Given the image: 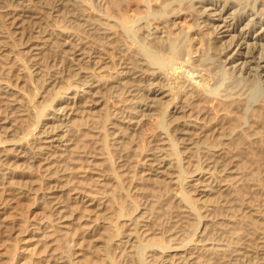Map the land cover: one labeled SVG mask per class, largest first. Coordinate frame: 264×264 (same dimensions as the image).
<instances>
[{
  "label": "bare ground",
  "instance_id": "1",
  "mask_svg": "<svg viewBox=\"0 0 264 264\" xmlns=\"http://www.w3.org/2000/svg\"><path fill=\"white\" fill-rule=\"evenodd\" d=\"M39 1L0 0V21L6 28L0 30V54L11 53L3 40L17 42L20 51L11 56L12 62L25 86L33 91L21 105L19 98H25L21 88L0 80V193L9 188L20 198L44 201L46 214L33 227L40 231L34 232L36 240L50 245L54 264H78L77 254L64 248L67 229L77 222H85L77 228L88 246L97 240L90 234L93 229L104 243L115 237L112 251L116 262L106 258V248L104 264H264V216L234 214L246 206L238 197L242 184L247 183L255 200L264 203L262 164L246 174L231 155L257 144L258 133L246 135L228 125L233 120L249 121L254 124L251 131L257 127L264 132V80L258 71L247 69L245 62L238 65L233 59L244 45V54L253 50L257 55L252 57L254 61L264 60V42H260L264 40V16L257 23L247 15L226 25L233 34L224 44L215 37L221 28L208 23L211 12L206 11L215 12L219 7L220 13L227 11L225 0L223 4L217 0H70L86 8L79 12H71V4L59 2L68 17L79 22L80 34L46 24L34 6ZM250 11L264 15V0H254ZM181 18H188L193 28H175ZM244 20V31L239 30ZM173 27L175 31H171ZM256 27L261 38L248 43L242 35ZM102 49H107L106 53ZM50 54H59L67 64L52 76L42 65ZM111 54L120 59L106 70ZM232 79L248 85L228 89L227 83L222 87ZM61 81L66 82L63 87L58 85ZM37 83L42 84V90ZM197 100L203 106L209 101L216 108L199 117L188 115ZM111 101L119 104L120 116L107 118L103 108ZM255 102L259 104L252 107ZM78 114L84 120L96 116L108 120L107 130L98 136L103 147L110 146L119 155L125 147L110 129L129 133L138 127L151 130L135 142L132 155L133 164L148 166L147 175L154 178L147 182L132 176L130 194L116 190L114 196L119 200L108 197L101 182L115 181L120 175L115 169H99L98 162L82 159L84 153L73 139L99 131L73 124L71 116ZM175 114L183 121L179 123ZM29 119L32 122L25 125ZM178 124H188L196 132L185 135L178 131ZM147 139L155 140L156 147H147ZM183 162L193 167L189 177L197 179L190 177L180 184L188 174ZM199 162H206L204 168ZM77 164L86 165L97 177L95 193L69 188L68 178ZM115 164L124 167L122 162ZM27 173L34 179L28 181L31 187L23 188L20 182ZM168 183L177 190L163 202ZM137 190L149 197V204L137 206ZM74 200L82 205L78 216L69 212ZM105 201L106 211L110 204L117 215L116 234L109 225L110 217L93 213L104 209ZM155 209L165 219L156 222L161 234L153 238L146 224Z\"/></svg>",
  "mask_w": 264,
  "mask_h": 264
},
{
  "label": "rangeland",
  "instance_id": "2",
  "mask_svg": "<svg viewBox=\"0 0 264 264\" xmlns=\"http://www.w3.org/2000/svg\"><path fill=\"white\" fill-rule=\"evenodd\" d=\"M20 2H30L33 3L36 0H19ZM66 2L68 4H71V8L74 9L71 12H79L80 10H86L84 6H82L79 3L72 2L70 0H40L37 4H34L36 6V12L41 15L42 19L46 22L48 25H58L61 28H65L68 32H73L80 34L81 28L79 26V22L76 21V19L68 17L69 14L66 13L64 7L59 4V2ZM216 1V0H215ZM214 1V2H215ZM220 1L221 4H223L224 0H217ZM227 1V11H223L220 13L221 7L218 8L217 11L212 12V9H208L206 13H210V18H208V23H213L215 25H218L221 29L219 30L220 34H217L215 37L218 39L219 43L227 44L230 40L229 34H233L230 32L228 27H225L226 25L234 23V21H239L241 18H246L253 20L255 23L259 21L264 15H260L259 13H255L258 9L255 11H250L252 8V4L254 0H225ZM245 1V3H244ZM259 1V0H258ZM196 1L195 3H197ZM246 2L250 3V5L245 6ZM199 3V2H198ZM197 3V4H198ZM233 7L230 8V5ZM235 6V7H234ZM199 8V6H197ZM243 13V14H242ZM255 13V14H254ZM246 14V15H245ZM55 15V17H54ZM242 16V17H240ZM3 21H0V30H6L5 26L2 25ZM245 20L239 25V30H243L242 26L244 25ZM191 21L188 20V18H181L177 21V25L175 28H181L183 30H191L193 27L191 25ZM241 27V28H240ZM229 30V32H227ZM171 31H175L174 27L171 28ZM244 31V30H243ZM262 32V31H261ZM259 31V27L255 28V31H251L249 35H245V33L242 35L245 40L248 41V43H252V41H258L259 38H261ZM14 42V43H13ZM264 42V40L260 41ZM17 42L15 41H6L3 40L2 44H5L11 49V53L8 51L2 52L0 54V80L4 81L8 84H12L17 88H21V92L24 94L25 98H19L21 105H24L26 102V98L33 95V91L30 90L28 87L25 86V83L23 80H21V76L18 73V70L15 66V64L12 62L11 56L20 51L17 46H15ZM258 44V43H257ZM107 49H102L103 53H106ZM241 54H236L233 59L237 60L235 64L240 65L241 62H245L247 65L246 68H250L252 72L255 70L259 72V75L264 80V60L257 61L252 58L256 54H254L253 50H251V53L244 54L246 51L245 46H241L240 48ZM101 52V53H102ZM264 54V51L262 52ZM15 55V54H14ZM257 56V55H256ZM241 57V59L239 58ZM108 63L104 65V68L109 69V67H112V64L117 63L120 59V57L117 54H111L108 57ZM246 58V59H244ZM239 59V60H238ZM245 61H244V60ZM243 60V61H242ZM247 61V62H246ZM258 62V63H257ZM258 64V65H257ZM44 66V70L49 75L55 74L56 71H58L59 68L62 66H67L66 61L63 57L59 56V54H50L47 56V58L42 63ZM254 66V67H253ZM256 67V68H255ZM216 76V75H215ZM216 78V77H215ZM219 80L220 78L217 77ZM58 80V79H57ZM56 80V81H57ZM67 82V80H66ZM64 81H61L58 83L59 86L63 87L65 85ZM229 84L231 87L245 88L246 85H248V82L241 83L240 81H235L234 79L224 81L222 83V87L225 84ZM37 86L41 87V90L43 89V86L41 83H37ZM233 88V89H234ZM248 88V87H247ZM232 89V90H233ZM259 97H261L260 94H258ZM235 97V95L233 96ZM185 100V99H184ZM195 106V109L193 111H189L192 116L199 117L200 113L208 112L210 113L211 110L215 109L216 106H214L212 103L208 101L205 106L201 105V103L197 101H193ZM167 103V102H165ZM259 104L258 102H255L252 107ZM201 106V108H200ZM200 108V109H199ZM107 114V118H112L111 114L120 116V106L118 103H115L113 101L107 102L105 107L103 108ZM243 112V110H241ZM187 114V113H186ZM241 114V113H240ZM180 114H175L174 117L179 118L178 121H183V118H180ZM211 117V115H209ZM71 119L73 120V124H83L86 125L89 129L92 128L93 130H98L99 133H88V136L86 138L84 137H78L76 139H73V144L79 148L84 153V157L82 158L86 162H98L97 167L99 169L106 170L109 168L113 171H118V176L115 181L113 180H106L101 182L102 185H104L105 191L104 193L111 197L113 195V198L115 200H119L118 196H114V193L116 190L119 192L130 194V189L132 186L131 179L134 178L132 176H136L137 178H143L146 179L147 182L152 180L154 177H151L147 175L146 169L149 168L148 166H136L133 164V149L135 147V142L144 136H146L147 132H151V130H145L144 127H138L136 131L130 132L129 131H120L119 129H110L109 132H111L116 140L120 143V145L125 147V150L122 151V155H119V151L110 147V146H102L101 145V137L98 136V134H103L104 131L107 130V122L108 120H102L101 117H97L90 120H84V118L81 117V114L71 116ZM250 120V118H249ZM32 120H28L25 125L31 123ZM249 121H236L233 120L228 125H232L234 128L238 130V132H243L246 135L254 133H258L256 138L258 140V143L255 144L253 147H251L248 151H244L242 153H233L231 154L232 157L235 158L236 162L235 165L240 170L244 171L246 174L252 172L255 168V165L262 164V171L260 173V178L263 179L264 182V132H260L261 128H255L254 131H251L250 125L254 126L253 122ZM21 128H24L21 127ZM178 131H181L183 133H186L185 135L193 136L195 129L191 126L184 125V124H178L177 125ZM87 132V130L85 131ZM154 134L155 132L152 131ZM227 135V134H226ZM230 139L234 138V136L229 135ZM254 139V140H255ZM155 141V140H154ZM152 142L150 139L146 140L147 147H156V142ZM127 143V144H126ZM200 154H202V150H198ZM98 157H103L102 160H98ZM184 158V157H183ZM105 160V161H104ZM12 162V161H11ZM102 162H108L107 166L104 165ZM115 162H122L123 169H126L128 172H122V168L119 169L116 167ZM206 162H199V166L201 168H204V164ZM183 166L186 167V171H190L193 169L191 167L189 162H183ZM73 172L69 175V183L71 187L77 188V191H85V192H93L95 193V190L98 188V182L96 181V176L93 175V171L89 169L86 165L83 164H77L74 165ZM115 169V170H114ZM27 176L25 179H21L20 182L22 187L25 188V186H32L28 183L30 179H34L29 173L26 174ZM191 177V176H190ZM189 172L188 174H185L181 180L180 184L186 183V181H190ZM193 180L197 179V177H191ZM202 179H199L201 181ZM168 181V180H167ZM184 181V182H183ZM170 183V182H169ZM166 184L165 189L163 192L162 200L164 202V199L172 198L174 196V193L177 190V187L173 184ZM4 193H0V264H54L53 257L49 251L50 245L47 244V241L40 242L36 240L37 235L34 233L35 231L40 232L39 230H36V226L34 222L38 221L40 218H42L46 213L43 209L44 201L42 199H34V200H28L27 198H20L19 196H15L13 190H10L9 188H4ZM106 196V197H107ZM214 196V195H213ZM238 197L240 201L244 202L246 204L245 209L240 210L239 212H235V215H244V212H256L261 213L262 216H264V203L263 202H257L255 200V195L253 193V190L251 187H249L246 184H242L239 187ZM135 198L137 201V206L143 207L150 203L149 197L145 196L142 190H137L135 193ZM74 200V203H70L71 206L69 212H72L74 216L80 215V208L82 205L77 203ZM258 203V205H257ZM105 204V210H96L93 213L99 212L101 216L104 217H110L109 219V225L114 230V233L116 234L118 232L117 228V215L115 214V211H113L112 206H110V210L106 211V208L108 207V202H104ZM107 204V205H106ZM109 208V207H108ZM128 212V210H126ZM92 213V214H93ZM91 213H89L90 216ZM246 215V214H245ZM151 220L146 224V230L150 235L154 237H158L161 234V231L156 225V222L158 219H165L161 214L159 209H155L150 214ZM81 222H77L75 224H70L67 229V241L65 242V250H67L69 253H76V261H78V264H96L98 262L104 264V254L105 250L107 248V254L106 257L109 261L116 262V254L115 251H112L113 246V240L115 237L110 239L108 242L104 243L102 240V236L98 234L96 229H93L91 231V235L95 236L97 240L92 243L90 246L86 245L85 242H82L80 239V230L77 228L78 225H80ZM85 224L83 222L81 225ZM183 224V223H182ZM184 228H188L187 224H183ZM98 227V225H97ZM117 228V229H116ZM65 230V229H64ZM90 229H88L89 231ZM35 236V237H34ZM103 242V243H102ZM95 245V246H94ZM88 246V247H87ZM100 246V247H98ZM104 248V249H103Z\"/></svg>",
  "mask_w": 264,
  "mask_h": 264
}]
</instances>
